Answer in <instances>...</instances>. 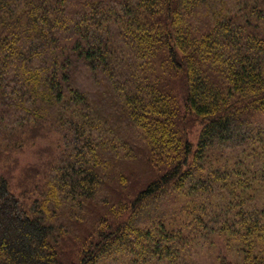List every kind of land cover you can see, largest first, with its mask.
<instances>
[{
    "label": "trees",
    "instance_id": "obj_1",
    "mask_svg": "<svg viewBox=\"0 0 264 264\" xmlns=\"http://www.w3.org/2000/svg\"><path fill=\"white\" fill-rule=\"evenodd\" d=\"M204 249L264 264V0H0V264Z\"/></svg>",
    "mask_w": 264,
    "mask_h": 264
},
{
    "label": "rangeland",
    "instance_id": "obj_2",
    "mask_svg": "<svg viewBox=\"0 0 264 264\" xmlns=\"http://www.w3.org/2000/svg\"><path fill=\"white\" fill-rule=\"evenodd\" d=\"M200 127L201 126H198L195 129V132L192 134V139L195 140V138H197V136H198L197 134L200 130ZM58 137L59 136L57 134H52L50 136V138L38 139L34 145L27 148V150L24 153L19 155V157L21 159V164L22 165L34 164V163L38 162V160L40 158L38 153L41 151H46L43 148L51 145L52 143H53L52 146L55 148L56 144H57ZM43 157H44V159L42 160L40 158L39 161H44L45 157H47V155H45ZM190 235H192L193 239L197 238V234L194 231V226H192V229L190 231ZM212 244H213V252L214 251H220L222 254L227 256L228 247L226 246L227 244H226L224 237L216 236L214 243L212 242ZM193 258L195 260V264H223L222 261L217 259L218 257H216V256L212 257L211 253L207 249H204L203 251H199L198 255L193 257ZM227 258H230V256H227Z\"/></svg>",
    "mask_w": 264,
    "mask_h": 264
}]
</instances>
